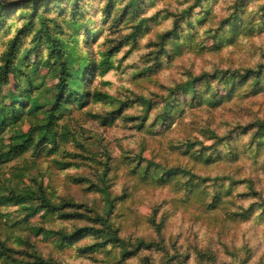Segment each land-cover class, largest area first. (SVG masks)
I'll return each instance as SVG.
<instances>
[{"label":"rangeland","instance_id":"374dc122","mask_svg":"<svg viewBox=\"0 0 264 264\" xmlns=\"http://www.w3.org/2000/svg\"><path fill=\"white\" fill-rule=\"evenodd\" d=\"M2 1L12 43L36 32L31 58L63 0ZM98 14L87 102H61L71 73L44 88L65 71L50 37L32 90L6 91L22 69L0 68V264H233L240 250L264 264V0H106Z\"/></svg>","mask_w":264,"mask_h":264},{"label":"clouds","instance_id":"9594fccd","mask_svg":"<svg viewBox=\"0 0 264 264\" xmlns=\"http://www.w3.org/2000/svg\"><path fill=\"white\" fill-rule=\"evenodd\" d=\"M105 2L106 0H63L64 11L62 14L54 12L44 17L45 22L48 24V34L44 40L39 42L40 47L35 50L31 58L26 57L24 52L26 49L34 47L33 37L36 36L35 31L26 39L22 36L15 43H12L11 38L6 37L0 31V68L3 67L6 58L10 65L15 64L22 69L10 80V84L6 86L5 90L7 91L9 87L16 85L13 91L16 89L30 91L37 83L33 78L34 70L38 74L43 72L45 75L52 71L43 67V62L49 60L48 52L50 49L47 48L46 42L50 37L56 49L54 55L58 62L65 65V71L63 73L54 72L53 75L48 76L44 88L59 84L61 79H64V83L67 85L71 73L73 94L71 97H62L61 102L68 99L74 108L77 106L78 99L87 102L88 96L86 93L99 71L98 61L102 58L105 39L108 36L107 31H104L103 35L100 34L102 23L98 14L99 7ZM39 27L38 23L37 29ZM47 94L50 95L51 91ZM261 162L264 163V158ZM261 197H264V192L261 193ZM244 259V252L242 250L236 251L233 264H241Z\"/></svg>","mask_w":264,"mask_h":264},{"label":"trees","instance_id":"16d2710c","mask_svg":"<svg viewBox=\"0 0 264 264\" xmlns=\"http://www.w3.org/2000/svg\"><path fill=\"white\" fill-rule=\"evenodd\" d=\"M2 2H4V1H2V0H0V3H2ZM9 5H14V4H17V2H14V1H12V2H10V3H8ZM53 49H54V51H56V49H55V45L53 44ZM61 63V62H60ZM61 65H63L64 66V64L63 63H61ZM255 73V71H252V70H248V73ZM260 74V70H259V72H257V75H256V73H255V75H253V76H258ZM204 75H201L200 77H203ZM199 77V78H200ZM261 126L264 128V122L261 124ZM32 134H31V131L29 132V133H25L24 135H22L20 138H18L19 140H22V144H19V145H17L16 147H15V149H17L18 150V153H22L25 149H26V147L28 148V146H29V144L31 143V141H32V136H31ZM14 198H16L17 200H20V201H23V200H26V199H28V195L26 194H23V195H21V194H18V195H15V196H13ZM38 264H53L51 261H47V260H45V259H39L38 260Z\"/></svg>","mask_w":264,"mask_h":264}]
</instances>
